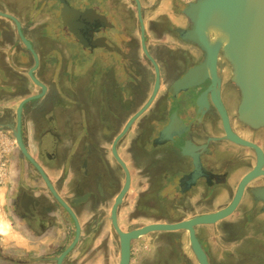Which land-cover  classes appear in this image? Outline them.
Listing matches in <instances>:
<instances>
[{
	"label": "flooded vegetation",
	"instance_id": "obj_1",
	"mask_svg": "<svg viewBox=\"0 0 264 264\" xmlns=\"http://www.w3.org/2000/svg\"><path fill=\"white\" fill-rule=\"evenodd\" d=\"M65 1L72 26L59 33L58 0H0V127L18 132L23 148L12 151L0 199V222L9 226L0 264H58L63 255L61 264H119L111 218L127 175L118 160L130 177L114 211L124 233L229 206L258 153L226 138L221 112L264 159V129L240 122L241 96L222 49L212 74L186 38L184 11L197 0ZM217 38L209 33L213 45ZM196 69L206 75L195 86L174 88ZM30 97L40 98L18 120ZM258 188L264 176L222 226L195 229L208 264H264ZM156 237H143L144 252L132 253L133 241L129 264L172 257L152 249ZM176 256L169 264H198L190 249L189 258Z\"/></svg>",
	"mask_w": 264,
	"mask_h": 264
},
{
	"label": "water",
	"instance_id": "obj_2",
	"mask_svg": "<svg viewBox=\"0 0 264 264\" xmlns=\"http://www.w3.org/2000/svg\"><path fill=\"white\" fill-rule=\"evenodd\" d=\"M58 4L62 12V25L59 30L61 33L72 26V10L65 0H58ZM184 15L192 25V30L186 34V38L204 51L205 63L203 68L210 66L212 74H214L217 55L222 49V57L231 68L232 83L241 96L238 107L240 122L249 129H264V0H197L187 6ZM209 33L218 37L215 45L211 43ZM227 38L228 40H226ZM22 42L27 48H30L24 39ZM35 60L37 61L36 58ZM33 71L29 72L30 76ZM204 75H206L204 69L192 70L174 88L179 90L191 88ZM34 82L36 83V81ZM38 98L40 97H30L20 103L17 111L18 120L22 106ZM221 116L226 138L238 145L255 149L258 153V161L255 168L241 180L230 205L220 211L174 224H151L124 233L118 228L114 211L129 188L130 177L124 164L118 160L127 175L126 185L116 199L111 218L113 227L119 236V264H129L133 241L153 233L181 231L187 232L188 246L198 264H208L207 258L196 239L195 229L200 226L214 225L230 217L238 208L247 186L260 176H264V159L260 149L256 145L234 136L230 132L227 117L222 112ZM6 133L13 138L15 146H19L23 150L19 133L14 131L13 133L6 131ZM253 195L264 201V188L255 189ZM63 257L64 255L58 259V264H61Z\"/></svg>",
	"mask_w": 264,
	"mask_h": 264
},
{
	"label": "crops",
	"instance_id": "obj_3",
	"mask_svg": "<svg viewBox=\"0 0 264 264\" xmlns=\"http://www.w3.org/2000/svg\"><path fill=\"white\" fill-rule=\"evenodd\" d=\"M0 191L2 193L0 194V199H3L7 194V186L4 188H1ZM4 225L6 228H8V224H3L0 222V226L2 227ZM146 247V239L141 238L140 240L136 241L132 245V253H136L139 248H143L140 250H144ZM152 249L158 250L160 253H172V257L165 255L163 256V264H169L170 262H173L174 259L178 260L179 256L175 257L176 253H182L183 256L186 255V257L189 258V246L187 237L184 232H175L172 233L169 237L162 238V237H156V240L154 241L152 245ZM144 252V251H143ZM174 257V258H173ZM179 261V260H178ZM191 261V260H190ZM192 262V261H191ZM131 264H145V260H136L132 259Z\"/></svg>",
	"mask_w": 264,
	"mask_h": 264
},
{
	"label": "built area",
	"instance_id": "obj_4",
	"mask_svg": "<svg viewBox=\"0 0 264 264\" xmlns=\"http://www.w3.org/2000/svg\"><path fill=\"white\" fill-rule=\"evenodd\" d=\"M14 148L13 138L0 129V189L8 185L9 163Z\"/></svg>",
	"mask_w": 264,
	"mask_h": 264
},
{
	"label": "rangeland",
	"instance_id": "obj_5",
	"mask_svg": "<svg viewBox=\"0 0 264 264\" xmlns=\"http://www.w3.org/2000/svg\"><path fill=\"white\" fill-rule=\"evenodd\" d=\"M1 193H2V191H0V194ZM161 224H170V222L163 221ZM222 225H223V221L216 223V226H222ZM0 231H2V235H3V233H6V231H8V229L4 225H2V227L0 226ZM153 234H155V236H157V237H162V238L166 239V237H169L172 233L164 232V233H153ZM2 235L0 234V237H2Z\"/></svg>",
	"mask_w": 264,
	"mask_h": 264
},
{
	"label": "bare ground",
	"instance_id": "obj_6",
	"mask_svg": "<svg viewBox=\"0 0 264 264\" xmlns=\"http://www.w3.org/2000/svg\"><path fill=\"white\" fill-rule=\"evenodd\" d=\"M226 40H228V38Z\"/></svg>",
	"mask_w": 264,
	"mask_h": 264
}]
</instances>
